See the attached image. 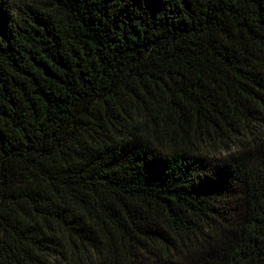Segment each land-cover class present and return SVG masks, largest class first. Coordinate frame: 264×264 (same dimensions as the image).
Returning <instances> with one entry per match:
<instances>
[{
	"label": "trees",
	"instance_id": "trees-1",
	"mask_svg": "<svg viewBox=\"0 0 264 264\" xmlns=\"http://www.w3.org/2000/svg\"><path fill=\"white\" fill-rule=\"evenodd\" d=\"M0 264H264V0H0Z\"/></svg>",
	"mask_w": 264,
	"mask_h": 264
}]
</instances>
